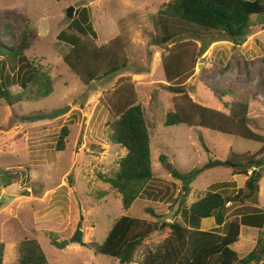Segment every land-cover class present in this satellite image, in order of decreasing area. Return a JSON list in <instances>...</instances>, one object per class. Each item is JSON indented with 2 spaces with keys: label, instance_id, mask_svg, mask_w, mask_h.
<instances>
[{
  "label": "rangeland",
  "instance_id": "374dc122",
  "mask_svg": "<svg viewBox=\"0 0 264 264\" xmlns=\"http://www.w3.org/2000/svg\"><path fill=\"white\" fill-rule=\"evenodd\" d=\"M169 1L0 0V40L10 39L2 21L17 27V38L8 42V47L20 43L22 31L30 23L38 37L26 52L28 61L24 63L31 62L48 73L54 87L45 98L35 97V88H31L25 91V101L15 105L0 100V242L6 245L4 264H17L19 244L25 238L39 240L50 264H120L113 257L96 254L89 243H102L122 215L156 220L146 208L159 215L173 210L183 183L172 176L161 155L180 173L203 169L192 184L188 206L207 192L232 196L245 187L244 174L233 177L235 167L207 165L256 153L261 143L186 124L165 126V120L170 111L193 114L197 106L225 111L224 100H246L250 104L249 126L264 138V16H253L239 44L200 29H195L200 36L157 44L154 22ZM70 6L75 7L72 18L67 15ZM85 7L98 45L121 36L129 61L121 72L88 84L71 71L55 46L62 31L81 36L69 26L73 20L79 19L88 28L82 17ZM3 63L7 66L0 59V65ZM166 63L176 71L179 66L182 74L168 81ZM4 75L12 82L13 93L24 91L18 82L19 72L14 74L7 67ZM223 91L227 95L222 98ZM129 102L140 103L146 114L154 178L147 192L124 209L121 194L102 177L113 176L126 154L112 136L117 109ZM64 107H69L66 113L43 118ZM65 126L69 129L65 148L58 150ZM199 132L209 150L202 145ZM22 142L24 148H17ZM260 173V192L254 196L257 201H239L228 211L227 223L234 214L247 213L246 223L254 224L242 225L240 241L234 245L242 257L264 235V171ZM253 208L258 209L254 218L249 215ZM175 220L183 221L181 215ZM217 227L214 218L200 224L202 230ZM225 231L226 227L219 229ZM76 235L80 241L69 242L65 248L54 243L71 241ZM167 236L156 234L145 243L154 248ZM143 250L141 247L132 264H141Z\"/></svg>",
  "mask_w": 264,
  "mask_h": 264
},
{
  "label": "trees",
  "instance_id": "16d2710c",
  "mask_svg": "<svg viewBox=\"0 0 264 264\" xmlns=\"http://www.w3.org/2000/svg\"><path fill=\"white\" fill-rule=\"evenodd\" d=\"M82 17L88 28L79 19L73 20L69 26L75 27L80 35L62 31L55 43L64 62L83 82L91 83L112 76L128 67L121 36L98 45L97 32L89 21V9H82ZM264 16V0H171L164 3L155 19L156 43L169 44L186 36H200L197 30H207L225 36L236 44L243 41L248 32L252 18ZM5 31L10 33L8 42L17 38L16 26L2 21ZM194 29V30H193ZM38 31L27 23L21 34L19 44L8 47L7 41L0 40V59L7 62L0 65V100L9 105L25 101V91L35 88V97L45 98L53 90L52 77L34 66L24 63L26 52L33 46ZM217 41V40H215ZM176 59V58H175ZM28 61V60H27ZM180 62L179 59L176 60ZM14 74L19 72L18 82L24 88L22 93L11 91L12 82L4 78L6 68ZM174 70L171 63L164 65L166 78L173 81L182 73L180 67ZM181 91V89H175ZM227 93L223 91L222 98ZM224 110L197 106L191 113L170 111L165 126L186 124L190 127L207 128L216 132L243 137L262 147L256 153L246 152L234 156L230 161L235 173L245 174L248 179L245 187L236 195L224 196L219 192H207L191 205H186L192 190V184L203 170L195 169L186 174L172 168L164 155L161 160L171 169L172 176L182 181L183 187L175 198L173 206L181 197L180 210L175 217L182 216L183 221H162L161 216L153 208H146V213L156 220H148L129 215H122L113 224L106 239L102 243L91 242L90 246L99 255L115 258L120 264L136 262L137 252L144 247L141 264H262L264 262V235L258 239L256 246L245 256H240L234 245L240 241L241 229L246 223V214H234L227 223L229 207L237 202L255 200L259 195L261 171H264V138L251 130L250 104L246 100L234 99L223 101ZM118 117L113 122L112 139L126 150L120 159L119 169L113 176H104L103 180L116 189L122 197L124 209H129L145 192L154 178L152 167V137L146 114L140 103H124L117 109ZM68 127H63L57 144L58 150L65 148ZM198 137L206 150L208 146L202 133ZM17 148H24L23 142ZM248 192L246 193L245 192ZM254 198V199H253ZM250 217L255 216L258 209L253 208ZM214 218L215 230H202L201 221ZM263 220V219H262ZM254 225V224H249ZM263 225L261 224L260 227ZM226 227L225 233L219 229ZM168 233V236L153 248L145 242L156 234ZM263 235V237H262ZM55 240V238L53 239ZM56 241V240H55ZM6 245L0 242V264H4ZM17 264H50L48 257L35 238H25L19 244Z\"/></svg>",
  "mask_w": 264,
  "mask_h": 264
},
{
  "label": "water",
  "instance_id": "95a60500",
  "mask_svg": "<svg viewBox=\"0 0 264 264\" xmlns=\"http://www.w3.org/2000/svg\"><path fill=\"white\" fill-rule=\"evenodd\" d=\"M74 12H75V7L73 6H70L67 10V15L69 18H72L73 15H74ZM0 79H1V75H0ZM69 110V107H64V108H60L56 111H54L53 113L43 117L45 119H53V118H56L64 113H66L67 111ZM233 163L230 162V161H223V160H214V161H211L207 167L208 168H211V167H214V166H232ZM180 204H181V197L178 199V201L176 202L173 210L171 212H169L168 214L166 215H162L161 216V220L162 221H172L175 217V213L178 211L179 207H180ZM80 236L79 235H76L74 236L71 241L69 240H64V242L62 243H57V242H54L55 245L59 248H65L69 242H77V241H80Z\"/></svg>",
  "mask_w": 264,
  "mask_h": 264
},
{
  "label": "crops",
  "instance_id": "0c3cea01",
  "mask_svg": "<svg viewBox=\"0 0 264 264\" xmlns=\"http://www.w3.org/2000/svg\"><path fill=\"white\" fill-rule=\"evenodd\" d=\"M232 175H233V177H235V178H236V176H240V174L235 173V172H233ZM247 179H248V176L244 174L243 181H245V180L247 181ZM245 183H246V182H245ZM240 189H241V188H240Z\"/></svg>",
  "mask_w": 264,
  "mask_h": 264
},
{
  "label": "built area",
  "instance_id": "2783aa9c",
  "mask_svg": "<svg viewBox=\"0 0 264 264\" xmlns=\"http://www.w3.org/2000/svg\"><path fill=\"white\" fill-rule=\"evenodd\" d=\"M2 199V195H0V200Z\"/></svg>",
  "mask_w": 264,
  "mask_h": 264
}]
</instances>
